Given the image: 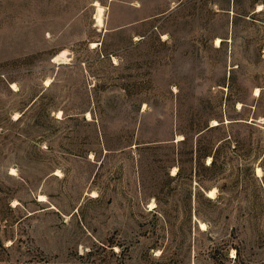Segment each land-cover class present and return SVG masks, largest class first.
<instances>
[{"label": "rangeland", "instance_id": "1", "mask_svg": "<svg viewBox=\"0 0 264 264\" xmlns=\"http://www.w3.org/2000/svg\"><path fill=\"white\" fill-rule=\"evenodd\" d=\"M0 264H264V0H0Z\"/></svg>", "mask_w": 264, "mask_h": 264}, {"label": "bare ground", "instance_id": "2", "mask_svg": "<svg viewBox=\"0 0 264 264\" xmlns=\"http://www.w3.org/2000/svg\"><path fill=\"white\" fill-rule=\"evenodd\" d=\"M94 5L96 6V15H95L96 23H97V25L102 26L103 25V12H104V8L100 4H98L97 2H95ZM218 43H219V38L216 39V44H218ZM65 54H66V52L65 51H62L58 56L59 57H64ZM255 94H257V90H256ZM256 172H257V175H259L261 171H260L259 168H256ZM212 194H213V191L212 190H209L208 191V196L211 197Z\"/></svg>", "mask_w": 264, "mask_h": 264}, {"label": "crops", "instance_id": "3", "mask_svg": "<svg viewBox=\"0 0 264 264\" xmlns=\"http://www.w3.org/2000/svg\"><path fill=\"white\" fill-rule=\"evenodd\" d=\"M132 8H134V9H135V8H137V7H136V6H133Z\"/></svg>", "mask_w": 264, "mask_h": 264}]
</instances>
